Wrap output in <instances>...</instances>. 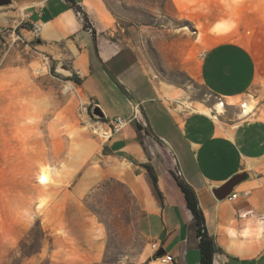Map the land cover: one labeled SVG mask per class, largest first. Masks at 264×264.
Returning a JSON list of instances; mask_svg holds the SVG:
<instances>
[{
    "label": "rangeland",
    "instance_id": "rangeland-1",
    "mask_svg": "<svg viewBox=\"0 0 264 264\" xmlns=\"http://www.w3.org/2000/svg\"><path fill=\"white\" fill-rule=\"evenodd\" d=\"M105 2L116 20L114 39L132 48L156 81L176 88L174 107L206 111L220 123L238 121L248 104L264 118V91L230 108L196 74L205 49L222 40L248 46L264 69V0ZM15 24L0 25V264H57L66 231L84 240L88 224L97 228L105 264H140L141 213L114 177L109 121L96 115L69 68L22 34L24 23ZM220 103L225 111L216 114ZM151 144L172 169L166 150Z\"/></svg>",
    "mask_w": 264,
    "mask_h": 264
},
{
    "label": "crops",
    "instance_id": "crops-1",
    "mask_svg": "<svg viewBox=\"0 0 264 264\" xmlns=\"http://www.w3.org/2000/svg\"><path fill=\"white\" fill-rule=\"evenodd\" d=\"M9 1L0 6V25L16 23L17 28L24 23L20 32L77 75L85 98L107 120L131 117L139 105V121L113 133L108 144L117 161L114 177L140 209L138 231L145 243L140 264H161L157 257L162 255L173 257L170 264H200L191 197L183 182L195 191L208 232L221 250L214 264H264V118L250 113L219 123L206 111L174 107L176 88L156 81L139 55L114 39L116 20L105 0H74L87 14L90 28L68 0ZM34 25L41 27L40 33L34 34ZM262 70L254 52L235 40L209 45L196 66L202 86L230 108L264 91ZM140 120L146 121L149 133L139 128ZM149 139L159 154L164 148L170 155L172 169L157 160ZM245 172L250 179L235 187L236 198H216L214 189ZM87 227L84 240L66 231L57 264H105L97 228Z\"/></svg>",
    "mask_w": 264,
    "mask_h": 264
},
{
    "label": "trees",
    "instance_id": "trees-1",
    "mask_svg": "<svg viewBox=\"0 0 264 264\" xmlns=\"http://www.w3.org/2000/svg\"><path fill=\"white\" fill-rule=\"evenodd\" d=\"M72 8H74L78 13L83 16L85 28H90V20L87 14L83 11L82 7L78 5L74 0H68ZM95 35V31L93 30ZM71 81L75 82L79 86L81 85L80 79L77 75L73 74L70 78ZM141 129L142 126L138 125ZM153 181L157 184V177L155 176L154 170L152 167L147 166ZM183 187L187 190L191 197V202L189 204V210L193 215L194 221L197 227V236L199 238L200 245V264H214V256L216 253L220 252V248L217 246L215 239L209 234L206 219L204 213L200 207L199 200L197 195L192 187H190L185 182L182 183Z\"/></svg>",
    "mask_w": 264,
    "mask_h": 264
},
{
    "label": "built area",
    "instance_id": "built-area-1",
    "mask_svg": "<svg viewBox=\"0 0 264 264\" xmlns=\"http://www.w3.org/2000/svg\"><path fill=\"white\" fill-rule=\"evenodd\" d=\"M33 32L34 34H38L41 32V27L38 25H34L33 27ZM222 99V98H221ZM223 104V103H222ZM135 112L131 117L128 118H118V119H114V120H108L109 124L111 126L112 129V134L118 131L123 130L126 126L134 123L135 121H139V105H135ZM111 134V135H112ZM111 135H108V139L111 137ZM179 176H181L180 172H176ZM237 195H232V198H236ZM151 249L153 251H157V245L156 244H152ZM157 260L161 263V264H170L173 262V257L169 256V255H162V256H158Z\"/></svg>",
    "mask_w": 264,
    "mask_h": 264
},
{
    "label": "water",
    "instance_id": "water-1",
    "mask_svg": "<svg viewBox=\"0 0 264 264\" xmlns=\"http://www.w3.org/2000/svg\"><path fill=\"white\" fill-rule=\"evenodd\" d=\"M10 5V1L9 0H0V6H8ZM95 113L97 116L104 118V113L102 112V110L99 107H95L94 109ZM108 154L112 153V151L107 150L106 151ZM250 179V174L249 173H242L239 174L235 177H233L232 179H230L226 184H224L222 187L218 188V189H214L213 193L216 196V198H218L219 200H224L227 197L231 196L235 187L240 184L241 182Z\"/></svg>",
    "mask_w": 264,
    "mask_h": 264
},
{
    "label": "bare ground",
    "instance_id": "bare-ground-1",
    "mask_svg": "<svg viewBox=\"0 0 264 264\" xmlns=\"http://www.w3.org/2000/svg\"><path fill=\"white\" fill-rule=\"evenodd\" d=\"M71 84H68V86H70ZM225 104H218L215 108H214V111L216 112V114H221L225 111ZM243 112H242V116H247L249 115L250 113H252L254 111V107L252 105H248V104H245L243 106ZM48 176L46 175V173H42L40 174L39 176V181L41 183H44L46 184L48 182Z\"/></svg>",
    "mask_w": 264,
    "mask_h": 264
}]
</instances>
